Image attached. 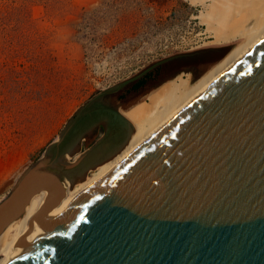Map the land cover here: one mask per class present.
<instances>
[{"label": "water", "instance_id": "water-1", "mask_svg": "<svg viewBox=\"0 0 264 264\" xmlns=\"http://www.w3.org/2000/svg\"><path fill=\"white\" fill-rule=\"evenodd\" d=\"M110 94L91 101L0 204L1 234L46 192L34 239L0 264H264V36L60 223L65 181L103 142L79 158L67 146Z\"/></svg>", "mask_w": 264, "mask_h": 264}, {"label": "rangeland", "instance_id": "rangeland-1", "mask_svg": "<svg viewBox=\"0 0 264 264\" xmlns=\"http://www.w3.org/2000/svg\"><path fill=\"white\" fill-rule=\"evenodd\" d=\"M192 1L0 0V200L101 94L111 91L103 106L123 94L110 108L124 109L178 77L199 79L232 50L212 44ZM159 69L142 91L127 94ZM109 109H97L77 128L67 146L76 158L111 143L119 118ZM131 126L123 146L118 142L71 175L74 184L120 153Z\"/></svg>", "mask_w": 264, "mask_h": 264}, {"label": "bare ground", "instance_id": "bare-ground-1", "mask_svg": "<svg viewBox=\"0 0 264 264\" xmlns=\"http://www.w3.org/2000/svg\"><path fill=\"white\" fill-rule=\"evenodd\" d=\"M192 2L201 9L199 18L206 25L207 34L213 38L212 44L234 45V47L199 79L195 80L190 75L178 77L134 100L133 103L125 104L126 108L120 109L125 121L120 118L118 124L114 121L109 122V128L114 127L115 123L119 133L117 134L116 131L110 135L111 143L106 144L107 146L100 152L113 150L121 143L127 125L128 127L132 125L133 134L120 153L96 168L90 177L77 184H74L73 180L65 181L64 200L56 207V212L61 218L60 223H65L145 139L183 109L195 95L212 83L264 36V0H193ZM102 104H99L97 109L108 110ZM123 144L122 142V146ZM45 196L46 192L35 196L26 209L25 215L11 223L0 234V262L11 258L16 251L34 239L32 226L43 208ZM4 200L5 198L0 200V204Z\"/></svg>", "mask_w": 264, "mask_h": 264}, {"label": "flooded vegetation", "instance_id": "flooded-vegetation-1", "mask_svg": "<svg viewBox=\"0 0 264 264\" xmlns=\"http://www.w3.org/2000/svg\"><path fill=\"white\" fill-rule=\"evenodd\" d=\"M159 72H160V69L157 70V71L154 70V71L151 72V74L148 73V74L146 75V76L149 75L150 77H146V76H144V77H142V78L136 80V81L132 84V86L129 87V89H128V93H127V94H132V93H133V94H136V93L142 91V89H144V88L146 87V85H147V83H148L149 80H155V78L157 77V75H158ZM140 82H144L143 85H141V86H139V87H136ZM123 96H124L123 94H120L116 99H114V102H116L117 105H118V104H121L122 101L124 100ZM118 110H120V109H118ZM118 110H117V112H116L115 114H116V116L119 118L120 115H119ZM95 111H97V109H96ZM95 111L92 110L90 113H88L87 118H88L89 116H92V114H98V113H99V112H95ZM91 119H92V118H91ZM91 119H89V122H90ZM119 119H120V118H119ZM80 126H81V125H80ZM102 126H103V125H100V128H102ZM78 128H79V127H78ZM103 130H105V127H104V126H103ZM76 132H77V131H76Z\"/></svg>", "mask_w": 264, "mask_h": 264}, {"label": "trees", "instance_id": "trees-1", "mask_svg": "<svg viewBox=\"0 0 264 264\" xmlns=\"http://www.w3.org/2000/svg\"><path fill=\"white\" fill-rule=\"evenodd\" d=\"M211 54H213V52H211ZM144 82H140L136 87H139L141 85H143Z\"/></svg>", "mask_w": 264, "mask_h": 264}, {"label": "crops", "instance_id": "crops-1", "mask_svg": "<svg viewBox=\"0 0 264 264\" xmlns=\"http://www.w3.org/2000/svg\"><path fill=\"white\" fill-rule=\"evenodd\" d=\"M105 104V103H104ZM111 105H107L105 106V109H109Z\"/></svg>", "mask_w": 264, "mask_h": 264}]
</instances>
